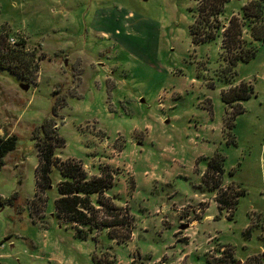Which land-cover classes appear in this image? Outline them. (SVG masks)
Returning a JSON list of instances; mask_svg holds the SVG:
<instances>
[{"label":"rangeland","instance_id":"374dc122","mask_svg":"<svg viewBox=\"0 0 264 264\" xmlns=\"http://www.w3.org/2000/svg\"><path fill=\"white\" fill-rule=\"evenodd\" d=\"M249 1L229 0L219 22ZM199 4L0 0V27L38 66L28 80L0 69V134L17 141L0 169V264H264V39L244 27L255 55L228 68L221 36L193 42ZM242 81L253 92L228 125L239 104L222 91ZM50 119L56 164L74 158L91 178L114 176L106 195L134 216L127 242L100 228L78 238L57 216L58 167L35 195L36 136ZM211 160L223 171L207 174ZM208 202L219 217L198 225ZM102 219L114 220L104 209Z\"/></svg>","mask_w":264,"mask_h":264},{"label":"trees","instance_id":"16d2710c","mask_svg":"<svg viewBox=\"0 0 264 264\" xmlns=\"http://www.w3.org/2000/svg\"><path fill=\"white\" fill-rule=\"evenodd\" d=\"M227 2L229 0H200V4L195 8L196 15L190 26V34L194 43L221 36L223 38L222 52L225 51L223 57L229 63L228 68L232 69L239 60H248L255 55V46L252 41L242 39L244 27L251 31L253 38L264 39V0L249 1L243 6L240 17L231 16L229 25L225 26L219 22V16L224 13ZM9 37L10 34L0 27V69L8 70L20 79H31L32 71H37L38 66L33 67L32 59L28 58L26 41L19 39L11 43ZM252 92L253 86L243 81L239 85L222 91V97L226 103L239 104V109L232 114L231 118H228V125L231 124L233 115L243 111L241 101L248 99ZM48 127H52L51 119L50 123L45 120L43 124L45 135L36 136L39 164L36 167L35 195L39 196V189L41 193H46L47 189L51 188L52 172L58 167L62 179L58 181L59 197L56 200V214L74 228L75 235L82 239L90 236L97 238L95 231L100 228L107 230L109 235L118 242L130 240L133 235L134 216L129 208L115 204L106 195L107 189L114 183V176L103 171L101 175L91 178L82 162L74 158L56 164V146L52 142L56 127H53L54 131L51 133ZM59 141L64 144L65 138L62 136ZM16 142L14 134H0V169L5 164L6 155L16 148ZM217 167L223 171L218 162L211 160L206 173L208 174L213 168L216 170ZM236 200L237 195L232 200H223L221 209L224 205L227 207L234 205ZM6 201L0 196V203L4 204ZM103 209L108 216L114 218L113 221L98 220V213ZM120 228L124 230L122 234L115 230ZM226 256L234 260L231 252H228Z\"/></svg>","mask_w":264,"mask_h":264},{"label":"crops","instance_id":"0c3cea01","mask_svg":"<svg viewBox=\"0 0 264 264\" xmlns=\"http://www.w3.org/2000/svg\"><path fill=\"white\" fill-rule=\"evenodd\" d=\"M235 85L236 84H238V83H234ZM206 169V167L205 168H203L202 169V171H201V175H202V173H203V171ZM98 175H100V174H98ZM134 181H135V185H136V188H137V184H136V180L134 179ZM166 181H167V179H166ZM205 182V181H204ZM207 185H206V187L208 188V189H210V190H213V189H211V187H213V185H211L210 183H206ZM200 191H201V193H202V195H205L206 194V190H205V187L203 186V184H200ZM211 186V187H210ZM216 191V190H215ZM214 192V191H213ZM219 205V204H218ZM218 205H217V203L216 202H208L207 203V206L205 207V208H203V212H202V214H201V216H200V218H199V220H198V225H200L201 223H203V222H210V220H216L218 217H219V213L221 212V209L218 207ZM212 206H214V207H216V209H218L217 211H218V213H216V214H213V213H211L210 212V208H212ZM132 213V212H131ZM133 215V214H132ZM132 238V237H131ZM190 244H192V242H191V240L189 241V243L188 244H186L187 246H190ZM188 253H191V252H189L188 251Z\"/></svg>","mask_w":264,"mask_h":264},{"label":"water","instance_id":"95a60500","mask_svg":"<svg viewBox=\"0 0 264 264\" xmlns=\"http://www.w3.org/2000/svg\"><path fill=\"white\" fill-rule=\"evenodd\" d=\"M21 86H22V88H24V89H28V88H29V84H24V83H22Z\"/></svg>","mask_w":264,"mask_h":264},{"label":"built area","instance_id":"2783aa9c","mask_svg":"<svg viewBox=\"0 0 264 264\" xmlns=\"http://www.w3.org/2000/svg\"><path fill=\"white\" fill-rule=\"evenodd\" d=\"M10 42H11V43H15V42H16V39H14V38L11 37V38H10Z\"/></svg>","mask_w":264,"mask_h":264}]
</instances>
